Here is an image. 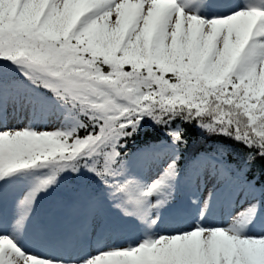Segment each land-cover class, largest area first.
<instances>
[{"label":"snow or ice","instance_id":"1","mask_svg":"<svg viewBox=\"0 0 264 264\" xmlns=\"http://www.w3.org/2000/svg\"><path fill=\"white\" fill-rule=\"evenodd\" d=\"M196 6L195 0H0V59L78 108L90 129L82 137L76 127L0 131V179L35 166L50 167L54 177L66 167L75 171L78 161L92 162L97 176L112 177L119 141L145 117L165 126L177 118L195 121L264 156V93L256 88L264 51L247 70L234 71L253 36H264V7L236 5L206 19L191 11ZM166 131L173 143L184 142L182 129ZM174 175L169 164L141 189L133 190L131 181L109 186L141 213ZM256 254H264V232L245 236L237 223L197 225L100 252L81 264H264L252 259ZM0 264L62 262L26 253L0 235Z\"/></svg>","mask_w":264,"mask_h":264},{"label":"rangeland","instance_id":"2","mask_svg":"<svg viewBox=\"0 0 264 264\" xmlns=\"http://www.w3.org/2000/svg\"><path fill=\"white\" fill-rule=\"evenodd\" d=\"M177 2L182 3L183 0ZM195 2L197 6L191 11L206 19L227 15L236 5H264V0ZM246 51L249 58L243 62L242 71L259 59L264 51V37L259 43L251 42ZM13 71L15 77L9 88L4 86L5 81L0 80L1 90L5 91L0 115L2 111H6L0 119V131L25 129L47 133L68 130L79 123L69 110H62L61 115L53 104L48 105L41 100L43 93L34 89L39 85L45 87L43 84L34 83L27 78L17 65ZM262 82L264 72L258 74L256 86H260ZM44 123L46 125L43 126ZM175 155L172 141L141 148L128 161L126 181L132 182L130 187L133 190L151 184L165 173L169 164H175ZM38 172L31 171L16 176L6 190L4 197L11 196L4 203L6 210L0 215V235L12 237L17 246L26 253L57 260L62 264H81L100 252L135 246L148 236L155 238L190 231L197 225L205 228H227L237 223L242 225L245 236L264 232V211H259V189L251 181L244 180L241 173L231 175L228 166L213 156L198 155L190 164L189 175L182 179L174 175L167 180L158 193L148 198L141 213L135 212L126 200L119 202L118 194L109 192L110 190L102 191L97 200L99 205L88 204V212L82 217L80 224L77 223L78 208H74L66 219H59L56 223L68 229L67 241L60 240V235H55L52 231L42 230V226L31 219L35 200L33 191L46 179L45 173ZM123 198L126 199L125 196ZM28 199L30 204L24 203ZM127 212H133L130 221L125 217ZM103 216L106 219L104 223L108 225L106 230L100 225ZM196 220L198 222L194 224ZM101 235L104 236V241L98 248ZM63 245L67 246L62 250L71 248L69 252L72 261L54 259L53 254ZM252 259L264 261V254H256Z\"/></svg>","mask_w":264,"mask_h":264},{"label":"trees","instance_id":"3","mask_svg":"<svg viewBox=\"0 0 264 264\" xmlns=\"http://www.w3.org/2000/svg\"><path fill=\"white\" fill-rule=\"evenodd\" d=\"M262 37L264 36L259 34L253 36L248 45L251 42L259 43ZM246 48L234 71H242L243 62L249 58ZM15 66L14 63L6 59H0V80L5 81V87L9 88V84L15 77L13 71ZM256 88L258 89V94L264 93V82L260 86H256ZM34 90L41 91L43 93V96L40 97L41 100L48 103V105L53 104L59 109L61 115L63 114L62 110L63 112H68L67 110H69L79 120V124H84V128H79L78 123L74 126L81 137L90 130L88 117L78 108L61 101L49 88L42 87V85H39ZM3 92L5 93V91L1 90L0 85V107L4 104ZM44 125L46 124L44 123ZM168 127L183 130L184 142L182 144L174 143L176 151L174 173L177 177L182 179L189 175L190 164L198 155L204 154L221 159L228 166L231 175L241 173L244 180L251 181L259 189V211H264V156L258 155L257 149L246 147L231 136L207 132L198 127L195 121L187 123L180 118L175 119L168 126L158 125L147 117L141 120L137 130L131 136L122 138L119 141L118 151L121 153V157L113 165L115 175L112 177L102 178L97 176L95 171L90 170L93 167L90 161L87 166H85V162L78 161L76 162L75 171L71 167H66L62 171L57 172L54 177L50 167L35 166L18 170L0 179V203H5L6 199L11 196L7 195L4 197V194L16 176L31 171L45 173V181L50 177H53V179L45 187L40 188V185H38L33 191L35 193V200L33 196V207L37 210L33 217L50 227L51 221L49 217L51 215H53V219H59L61 214L68 215L71 213L74 205L87 209L89 205H92L93 201L98 200L104 190H110L109 192L114 193V189L109 185L114 181L124 183L127 180L128 161L129 159L131 160L138 150L172 141L167 135L166 129ZM118 195L119 197H124L121 194ZM62 206H65L66 211L62 209ZM54 209L56 210L53 211Z\"/></svg>","mask_w":264,"mask_h":264},{"label":"clouds","instance_id":"4","mask_svg":"<svg viewBox=\"0 0 264 264\" xmlns=\"http://www.w3.org/2000/svg\"><path fill=\"white\" fill-rule=\"evenodd\" d=\"M165 2H170V0H165Z\"/></svg>","mask_w":264,"mask_h":264}]
</instances>
